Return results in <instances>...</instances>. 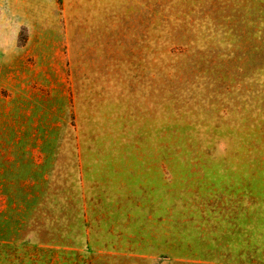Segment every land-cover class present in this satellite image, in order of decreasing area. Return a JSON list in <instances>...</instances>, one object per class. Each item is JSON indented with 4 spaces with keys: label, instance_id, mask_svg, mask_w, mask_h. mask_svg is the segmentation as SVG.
<instances>
[{
    "label": "rangeland",
    "instance_id": "1",
    "mask_svg": "<svg viewBox=\"0 0 264 264\" xmlns=\"http://www.w3.org/2000/svg\"><path fill=\"white\" fill-rule=\"evenodd\" d=\"M0 264H264V0H0Z\"/></svg>",
    "mask_w": 264,
    "mask_h": 264
},
{
    "label": "crops",
    "instance_id": "2",
    "mask_svg": "<svg viewBox=\"0 0 264 264\" xmlns=\"http://www.w3.org/2000/svg\"><path fill=\"white\" fill-rule=\"evenodd\" d=\"M122 159L121 158H117V159H110L109 160V164H110V169L111 170H118V176H121L122 173L121 172H124V173H129L126 171V168L123 166V164H119L118 162L121 161ZM107 166V165H105ZM120 167V168H119ZM132 170H134V167L132 168ZM131 170V171H132Z\"/></svg>",
    "mask_w": 264,
    "mask_h": 264
}]
</instances>
